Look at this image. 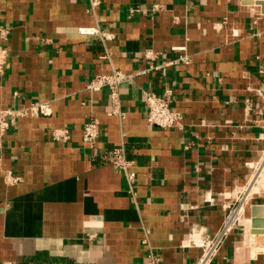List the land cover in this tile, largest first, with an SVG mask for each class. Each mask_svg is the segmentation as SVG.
<instances>
[{
  "label": "crops",
  "instance_id": "1",
  "mask_svg": "<svg viewBox=\"0 0 264 264\" xmlns=\"http://www.w3.org/2000/svg\"><path fill=\"white\" fill-rule=\"evenodd\" d=\"M259 1L0 0V108L50 109L18 117L1 140L0 264H190L230 212L264 203L244 195L264 156ZM117 69L130 76L115 94L87 86ZM165 89L181 128L147 121L144 91ZM114 147L134 180L109 161ZM250 238L236 246L243 226L232 225L210 264H264V233Z\"/></svg>",
  "mask_w": 264,
  "mask_h": 264
},
{
  "label": "built area",
  "instance_id": "2",
  "mask_svg": "<svg viewBox=\"0 0 264 264\" xmlns=\"http://www.w3.org/2000/svg\"><path fill=\"white\" fill-rule=\"evenodd\" d=\"M160 4H154L153 8H159ZM7 37V30L3 27L0 28V73L8 66V53L7 50L2 46V41ZM178 48V47H176ZM180 48V47H179ZM142 72V71H141ZM130 74H127L119 69L113 71L112 73H100L95 74L87 86L91 90H97L101 87L108 86L112 94H115L116 88L121 81L127 79ZM143 102L146 108V118L147 121L155 126L162 128H172L182 127L181 114L175 111L171 107V89H165L163 93L158 94L152 90H145L143 93ZM50 113L48 103L45 101H32L23 107H12L6 106L0 108V145L3 135L7 132L8 128L15 123L18 117L23 116H37L40 114L47 115ZM99 133L98 121L95 118L89 119V121L84 123L82 131V139L84 143L89 146L93 145L96 136ZM54 139H67L69 136V130L66 127H56L52 131ZM109 161L115 165L117 168L123 169L125 171L126 177L129 180H134L136 173L133 170L132 163L125 156L122 147H114L110 153ZM7 179L9 181L18 180L17 175H13L9 171L6 172ZM231 213V212H230ZM227 215L223 228L217 233L216 236L209 238L204 242L203 253L199 259L190 264H210L212 258L216 254L221 242L223 241V236L228 231V229L237 222L238 217L233 221L230 227L225 229L226 221L230 215ZM2 264H12L10 262H4ZM145 264H160L157 259L152 261H147Z\"/></svg>",
  "mask_w": 264,
  "mask_h": 264
},
{
  "label": "water",
  "instance_id": "3",
  "mask_svg": "<svg viewBox=\"0 0 264 264\" xmlns=\"http://www.w3.org/2000/svg\"><path fill=\"white\" fill-rule=\"evenodd\" d=\"M264 8V1H259ZM249 215L245 216L240 213L237 223L243 226V241H236V246L241 243L250 244V233H264V203H253L249 206ZM235 262L239 263L240 258H235Z\"/></svg>",
  "mask_w": 264,
  "mask_h": 264
},
{
  "label": "bare ground",
  "instance_id": "4",
  "mask_svg": "<svg viewBox=\"0 0 264 264\" xmlns=\"http://www.w3.org/2000/svg\"><path fill=\"white\" fill-rule=\"evenodd\" d=\"M260 164L255 166L254 171L252 172V175L249 179V184L245 188V196L247 194L252 193H263L264 192V156L262 160L259 162ZM241 205H239L236 209H234L230 215V217L227 219L225 224V229L227 227H230L233 221L236 219V215L239 214V211L241 209Z\"/></svg>",
  "mask_w": 264,
  "mask_h": 264
},
{
  "label": "rangeland",
  "instance_id": "5",
  "mask_svg": "<svg viewBox=\"0 0 264 264\" xmlns=\"http://www.w3.org/2000/svg\"><path fill=\"white\" fill-rule=\"evenodd\" d=\"M234 207V206H233ZM240 212H241V209H240V211H239V214H240ZM235 225H237V222H236V224H234L233 226H235ZM231 228V227H230ZM224 237V236H223Z\"/></svg>",
  "mask_w": 264,
  "mask_h": 264
}]
</instances>
